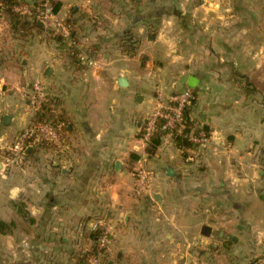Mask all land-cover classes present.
<instances>
[{
	"label": "crops",
	"instance_id": "1",
	"mask_svg": "<svg viewBox=\"0 0 264 264\" xmlns=\"http://www.w3.org/2000/svg\"><path fill=\"white\" fill-rule=\"evenodd\" d=\"M56 1L68 37L39 19L43 33L15 36L0 5V221L13 224L0 233V264H75L96 220L109 235L100 264H264V57L250 52V30L261 27L248 17L259 7ZM184 75L198 83L189 120L208 141L181 148L162 135L148 153L143 121L187 88ZM35 78L61 145L30 149L5 175L6 148L30 122ZM139 170L150 173L141 196Z\"/></svg>",
	"mask_w": 264,
	"mask_h": 264
},
{
	"label": "built area",
	"instance_id": "2",
	"mask_svg": "<svg viewBox=\"0 0 264 264\" xmlns=\"http://www.w3.org/2000/svg\"><path fill=\"white\" fill-rule=\"evenodd\" d=\"M42 10L39 13L38 19L43 23L52 21L54 25L60 29V34L68 37L69 32L65 28L64 23L58 20L53 13L52 6L48 0H40ZM13 10L21 15H30V5L18 4ZM95 65L94 63H90ZM49 98L48 90L40 78H35L29 86V93L26 95V105L30 113L31 119L28 127L22 131L19 136L7 148L5 154L4 173L12 168L16 163H21L25 155V151L32 149L33 145L38 141L47 143L51 146H60L61 138L58 129L46 122H33V118L41 112L44 104ZM193 95L189 88H181L174 96L169 97L165 105L159 104L143 121L142 128L139 133L138 141L143 148H146L151 139L159 132L165 135L174 136L181 134L184 128L185 112L190 108ZM189 140L196 145L207 143L208 137L203 131H199L197 135L190 134ZM150 173L145 170H139L134 174L135 192L141 196L147 189ZM102 228V234L98 240V248L107 249L109 244L108 229L102 220H96L89 232ZM101 258L91 256L86 264H100Z\"/></svg>",
	"mask_w": 264,
	"mask_h": 264
},
{
	"label": "trees",
	"instance_id": "3",
	"mask_svg": "<svg viewBox=\"0 0 264 264\" xmlns=\"http://www.w3.org/2000/svg\"><path fill=\"white\" fill-rule=\"evenodd\" d=\"M49 4L52 6V10L53 12H56L58 9V2L56 0H48ZM20 3H24L23 0H0V5L3 8V13L5 15H7L8 19H9V24H10V28L9 30L15 35L20 38H24L27 37L31 31H36L39 33H43L44 28L40 27L38 24V16L39 13L42 10L41 7V1L40 0H33L32 4L30 5L31 8V13L30 15H21L16 13L13 8L15 5H18ZM26 4V3H25ZM28 5V4H27ZM48 35H50V38L53 40H56L58 38V36L56 34H53V32H47ZM257 75V73H256ZM248 85L249 83H251V81L248 79L247 80ZM191 93L193 95V99L191 102V105L194 103L195 100V90L194 89H190ZM49 98L47 100V102L44 104L42 110L40 113H38L34 118H33V122H46L50 125H52L53 127H56L58 129V133L60 135V138L62 140V130L58 128V123L56 122V120L54 118H52L51 116H49ZM189 110V109H188ZM185 112V120H184V128L181 132V134H175L173 136L174 140L177 142L178 146L181 148H191L192 147V143L189 140V135L192 133L193 135H197L198 134V130L197 132L195 130H193V126L189 120L188 117V113L189 111ZM205 132L207 133V130L204 129ZM192 131V132H191ZM162 135H165L162 132L157 133L152 139L151 142L149 143V145L146 147V151L148 153H153V151L155 150V148L158 146L159 144V139ZM42 147V148H48L51 145L44 143V142H40L38 141L36 144L33 145L32 149L34 150L37 147ZM13 224L12 223H5L0 221V233H7L11 230ZM102 234V228H97V230L90 232L89 233V240L91 241V247L89 250L87 251H82L78 254L77 256V261L75 264H86L87 260L89 257L91 256H98L101 259L103 258L106 250L105 249H101L98 248V240L99 237ZM109 239V236H107Z\"/></svg>",
	"mask_w": 264,
	"mask_h": 264
},
{
	"label": "rangeland",
	"instance_id": "4",
	"mask_svg": "<svg viewBox=\"0 0 264 264\" xmlns=\"http://www.w3.org/2000/svg\"><path fill=\"white\" fill-rule=\"evenodd\" d=\"M248 2H249V5H250V7L252 9V12H253V10H255L258 7H259V10H260V12H259L260 15L259 16H256V14L254 12L251 15L248 16L249 19L251 18L250 22L252 23V26H253V23L258 24L260 22L259 26L261 27V30L259 32L257 30H254V29L250 30L251 37L249 38V41H250L251 46L249 47V49H250V52H251L252 55L253 54H257L258 56L264 57V0H248ZM224 5L229 8V6H232V0H230L229 4L227 2V4H224ZM252 16H253V18H252ZM233 19L234 18H232L231 20H233ZM256 26H258V25H256ZM256 26H255V28H256ZM257 33H261V37L260 38L257 37ZM257 43H261L260 46H257L258 45ZM28 114H29V117L31 119L29 111H28ZM19 134L15 137L14 141L19 136ZM19 164H21V163H19V162L16 163L15 167L19 166ZM6 174H7V172H5V175ZM2 177H3V175H2ZM103 222L105 224V221H103ZM108 246H109V244H108ZM107 250H108V247H107L106 251ZM100 263H101V261H100Z\"/></svg>",
	"mask_w": 264,
	"mask_h": 264
},
{
	"label": "water",
	"instance_id": "5",
	"mask_svg": "<svg viewBox=\"0 0 264 264\" xmlns=\"http://www.w3.org/2000/svg\"><path fill=\"white\" fill-rule=\"evenodd\" d=\"M50 71H51L50 68H47L44 72V77L48 78L49 77L48 73H50ZM124 82H125V80L123 78L118 79V83L120 84V86H123ZM197 84L198 83H197V80L195 78L189 77L187 75L182 76L180 79V85L183 87L194 89V88H196ZM10 119H11V116H9V115L3 116V118H2L3 125H5V126L9 125ZM28 151H30V148L25 151V154H27ZM210 231L211 230L208 226H203L201 235L204 237H208L210 235Z\"/></svg>",
	"mask_w": 264,
	"mask_h": 264
}]
</instances>
